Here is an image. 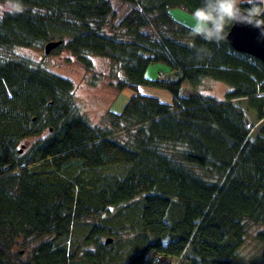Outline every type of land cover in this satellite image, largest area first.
I'll return each instance as SVG.
<instances>
[{
	"label": "trees",
	"instance_id": "trees-1",
	"mask_svg": "<svg viewBox=\"0 0 264 264\" xmlns=\"http://www.w3.org/2000/svg\"><path fill=\"white\" fill-rule=\"evenodd\" d=\"M24 3L0 23V264H264V230L246 252L249 230L264 229V65L227 38H195L211 51L196 59L172 10L191 16L202 0ZM51 42L90 72L103 59L112 86L133 93L107 127L80 114L72 81L14 58ZM158 63L179 78L147 80ZM205 79L233 91L181 95Z\"/></svg>",
	"mask_w": 264,
	"mask_h": 264
},
{
	"label": "rangeland",
	"instance_id": "rangeland-1",
	"mask_svg": "<svg viewBox=\"0 0 264 264\" xmlns=\"http://www.w3.org/2000/svg\"><path fill=\"white\" fill-rule=\"evenodd\" d=\"M116 8L121 4L114 3ZM172 14L179 20L191 24V16L180 10H172ZM54 52V51H53ZM52 52V53H53ZM46 55L44 51H36L31 49L19 48L15 49L14 58L27 59L32 65L47 70L64 79L72 81L75 86L74 102L80 114L93 127H107L109 112L121 114L126 107L128 100L132 96L130 90L119 92L112 86V80L109 78V64L100 58L92 57L93 69L87 71L75 56L68 52H61L58 55ZM171 69L164 63L151 65L146 72V79L149 81H157L159 79H178ZM233 90L230 86L221 82L205 79L200 85L194 86L189 82H184L181 95L186 96L188 93H199L210 96L219 102H224L227 95ZM139 93L151 97H156L163 103L170 104L172 96L165 90L154 87H140ZM43 136H46L44 134ZM119 140H123L124 136H119ZM38 139L24 141L19 150L25 154ZM264 229L253 227L249 230L246 239V252L254 253L259 249L255 245L254 236ZM89 227L85 225L78 226L74 229L69 247L81 244L88 234ZM128 235H126L127 237ZM105 239H103L104 241ZM160 264V263H156ZM187 264V263H184Z\"/></svg>",
	"mask_w": 264,
	"mask_h": 264
},
{
	"label": "clouds",
	"instance_id": "clouds-1",
	"mask_svg": "<svg viewBox=\"0 0 264 264\" xmlns=\"http://www.w3.org/2000/svg\"><path fill=\"white\" fill-rule=\"evenodd\" d=\"M248 5V7H244ZM26 11L24 0H0V23L6 15H22ZM245 25L256 30L264 38V0H202L201 6L191 13L187 46L194 49L196 59L211 56L206 47H197L195 38L219 46L227 38V30Z\"/></svg>",
	"mask_w": 264,
	"mask_h": 264
},
{
	"label": "water",
	"instance_id": "water-1",
	"mask_svg": "<svg viewBox=\"0 0 264 264\" xmlns=\"http://www.w3.org/2000/svg\"><path fill=\"white\" fill-rule=\"evenodd\" d=\"M227 42L235 52L249 55L264 65V38L259 30L245 25L233 26L227 35ZM61 45L62 42H51L45 46L44 52L47 56L51 55Z\"/></svg>",
	"mask_w": 264,
	"mask_h": 264
}]
</instances>
